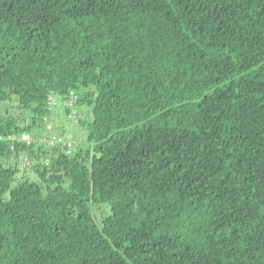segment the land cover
I'll list each match as a JSON object with an SVG mask.
<instances>
[{
	"label": "trees",
	"instance_id": "16d2710c",
	"mask_svg": "<svg viewBox=\"0 0 264 264\" xmlns=\"http://www.w3.org/2000/svg\"><path fill=\"white\" fill-rule=\"evenodd\" d=\"M0 264H264V0H0Z\"/></svg>",
	"mask_w": 264,
	"mask_h": 264
},
{
	"label": "rangeland",
	"instance_id": "374dc122",
	"mask_svg": "<svg viewBox=\"0 0 264 264\" xmlns=\"http://www.w3.org/2000/svg\"><path fill=\"white\" fill-rule=\"evenodd\" d=\"M51 102L53 103V100H51ZM70 102L71 101H68V103H70ZM58 104H59L58 106H60L62 104V102L59 101ZM55 108H56V110H58L57 105L55 106ZM13 110H14V112L17 113V111L19 110V108H15ZM84 110H87V109H85V107H84ZM16 115L19 116V113L16 114ZM49 117H50L51 120L48 123L47 128L52 129L53 134H54V137L56 138V140H59V137L57 138L58 135L60 137L62 136L65 139H69V142L67 144L68 146H70L71 148H75L74 147L75 144L71 140V138L72 137H76L75 133L77 132L76 130H77L78 127L73 128L74 123L73 122H70V124H69V122H68V121H70L69 119H66V121H64L65 122L64 124L59 125L57 123L58 122L57 116H53V115L50 114ZM57 124H58V128H57ZM83 132L84 131L82 130V128H80L79 129V134L81 136H83ZM55 138L53 140H51V139L48 140V144L50 146H53L54 145L53 143L55 142ZM64 138H62V139H64ZM30 139H31V137H30ZM35 141H37L38 144H40V143L47 144V140H45V137L44 136H41V137L37 138ZM23 159L24 158H22V159L20 157L18 158V164H17V166H18V173H17V177L20 178L21 176L24 175V176H27L29 178H35L36 176L33 173L32 169L30 168V165L27 163V161H24ZM103 207L104 206H101L100 209L98 208V209L95 210V212H96L97 215H101V211H102V208Z\"/></svg>",
	"mask_w": 264,
	"mask_h": 264
},
{
	"label": "built area",
	"instance_id": "2783aa9c",
	"mask_svg": "<svg viewBox=\"0 0 264 264\" xmlns=\"http://www.w3.org/2000/svg\"><path fill=\"white\" fill-rule=\"evenodd\" d=\"M21 139H25L26 141L30 139V135L28 133H23L21 135Z\"/></svg>",
	"mask_w": 264,
	"mask_h": 264
},
{
	"label": "crops",
	"instance_id": "0c3cea01",
	"mask_svg": "<svg viewBox=\"0 0 264 264\" xmlns=\"http://www.w3.org/2000/svg\"><path fill=\"white\" fill-rule=\"evenodd\" d=\"M75 138V137H74Z\"/></svg>",
	"mask_w": 264,
	"mask_h": 264
}]
</instances>
